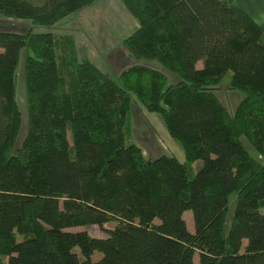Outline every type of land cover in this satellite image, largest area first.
Returning <instances> with one entry per match:
<instances>
[{"label":"trees","instance_id":"16d2710c","mask_svg":"<svg viewBox=\"0 0 264 264\" xmlns=\"http://www.w3.org/2000/svg\"><path fill=\"white\" fill-rule=\"evenodd\" d=\"M96 1L0 0V17L30 23L24 33L0 30V256L264 264V27L234 0H119L137 24L122 47L148 65L111 79L78 60L71 38L32 30ZM228 74L242 96L233 112L215 94ZM133 103L160 118L184 162L149 160L130 141ZM88 226L105 237L71 231Z\"/></svg>","mask_w":264,"mask_h":264},{"label":"rangeland","instance_id":"374dc122","mask_svg":"<svg viewBox=\"0 0 264 264\" xmlns=\"http://www.w3.org/2000/svg\"><path fill=\"white\" fill-rule=\"evenodd\" d=\"M251 16L264 23V0H234ZM30 28L27 21L12 20L0 17V30L24 33ZM137 24L128 14L119 0H97L80 12L69 16L50 27H34V33H52L59 37H68L73 41L78 60L84 58L92 62L107 77L115 79L123 70L134 64L148 65L144 61H136L128 56L122 47V41L128 37ZM24 51L21 52L16 81V98L18 108L22 114V128L19 134V146L26 134V110L24 105V86L22 68L24 62ZM200 63L197 67H200ZM153 67L168 74L157 64ZM230 74L223 78L217 85L215 94L219 101L230 112H233L242 96L229 89ZM131 124L130 141L135 143L143 151L144 156L153 160L160 155L175 157L179 162H184V155L178 144L168 135L162 121L155 114L147 113L139 109L134 103L131 105L129 115ZM202 166L201 161L192 165L194 171ZM186 228L193 233V221L190 211L183 213ZM106 225L105 228H110ZM71 231H85L93 238H104L105 234L95 226L78 227ZM8 257L0 256V264H6ZM195 257V264H197Z\"/></svg>","mask_w":264,"mask_h":264},{"label":"crops","instance_id":"0c3cea01","mask_svg":"<svg viewBox=\"0 0 264 264\" xmlns=\"http://www.w3.org/2000/svg\"><path fill=\"white\" fill-rule=\"evenodd\" d=\"M254 19H255V20H256L261 26L264 27V23H262L261 21L257 20L256 17H254ZM160 156H161V155H160ZM157 157H159V156H157ZM157 157H155V158H157ZM155 158H154V159H155Z\"/></svg>","mask_w":264,"mask_h":264}]
</instances>
